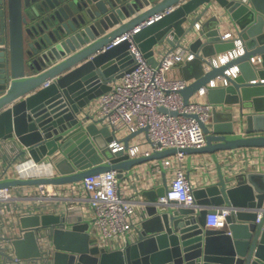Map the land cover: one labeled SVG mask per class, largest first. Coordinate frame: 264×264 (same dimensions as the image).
<instances>
[{"label": "water", "instance_id": "water-1", "mask_svg": "<svg viewBox=\"0 0 264 264\" xmlns=\"http://www.w3.org/2000/svg\"><path fill=\"white\" fill-rule=\"evenodd\" d=\"M172 6L176 8L148 22ZM216 6L220 10L214 11ZM228 20L245 46L243 54L207 72L203 56L182 65L184 76L194 78L181 89L185 101L222 74L231 85L210 88L209 100L241 105L238 115L234 109H215L212 128L200 121L206 144L167 147L130 157L112 151L109 127L83 124V108L135 67L129 38L103 50L115 38L147 22L133 38L148 61L157 65L155 48L165 41L172 47L180 44L197 21L202 29L190 43L193 51L202 50L207 56L236 47L235 38L221 36ZM253 55L261 56L260 63L250 62ZM234 64L241 72L231 78L226 70ZM48 80L50 84L44 85ZM138 132L125 137V144ZM8 138H16L22 153L28 152L36 160L60 150L64 154L57 161L58 175L8 177L0 179V188L61 184L113 169L119 177H128L136 165L178 151L207 153L215 160L218 179L194 189L202 205L199 211L149 203V216L142 221L137 240L115 251L91 245L95 239L86 230L88 222L80 221L72 229L56 228L54 264H264V172L227 175L217 156L223 149L264 147V0H0V140ZM163 178L161 184L142 191L148 201L166 193L168 181ZM220 204L236 210L227 216L226 227H207V214ZM41 221L57 223L60 216L44 213L22 218L26 227ZM16 247L22 256L39 253L33 231H27Z\"/></svg>", "mask_w": 264, "mask_h": 264}, {"label": "built area", "instance_id": "built-area-1", "mask_svg": "<svg viewBox=\"0 0 264 264\" xmlns=\"http://www.w3.org/2000/svg\"><path fill=\"white\" fill-rule=\"evenodd\" d=\"M176 6L155 14L148 22L161 18ZM146 23L127 31L104 47L103 50L109 49L129 38V51L135 57V67L113 80L110 90L97 96L83 108L80 114L83 124L96 122L99 127H109L111 139L108 145L112 151H122L130 157L148 155L167 147H201L206 144V132L200 121L212 128L214 110L231 107V104L225 102H211L208 98L209 90L228 87L231 80L226 75L219 74L201 85L189 100L185 101L181 89L189 85L194 78L170 76L171 71L189 60L203 56L205 59L203 68L207 72L243 54L245 46L232 26L223 29L221 36L224 40L235 38L238 44L236 47L207 56L202 50L193 51L190 43L202 29V23L197 21L195 28L184 35L180 44L172 47L168 41L163 42L161 48L157 50L160 51L162 58L157 65H152L133 38L134 33ZM168 37L173 39V33H169ZM261 60L260 55H253L250 62L255 65ZM226 71L231 78L237 77L241 72L238 64H234ZM50 82L51 80H48L44 85H49ZM161 106L177 110L179 113L162 111ZM193 114H197L198 118ZM136 131L139 132L130 137L129 145L125 144L124 138ZM9 140L12 141L10 142L12 150L8 155L0 152V179L51 177L59 174L57 161L64 154L61 150L36 160L30 153L23 156L28 152L22 153V147L16 138L2 139L0 142L3 141L2 144L7 145ZM2 144L0 146H3ZM254 148L258 149V146L218 150L217 156L224 173L236 175L248 171L254 164L263 162L264 158L259 152H254ZM194 155L196 154L178 151L160 159L148 160L146 163L136 165L128 177H119L118 171L113 169L61 184L43 182L1 187L0 264H54L58 250L54 242V230L72 229L73 225L80 221L88 222L86 230L95 239L91 245L115 251L124 248L128 241L137 240L142 221L149 216L146 212L149 203L166 209L170 206H189L196 212L199 211L202 205L197 202L194 195V189L200 187L199 182L190 175L192 166L197 165L196 159H193ZM143 164H148L147 170L152 176L162 173L168 181L166 193L155 201L143 200L140 195L144 189L161 184L163 177L162 181L151 186L152 178H149V181L145 182L149 186L137 187L132 193L123 189L129 186L126 180L131 176L142 175L140 171L136 172V169ZM25 165L35 168L44 165L48 166V169L37 171L33 168L24 174L22 167ZM214 170L216 172L217 168L214 167ZM127 173L128 170H125L124 174ZM233 210H236V207L227 204L215 206V211L207 214L206 226L226 227L227 216ZM44 213L58 215L60 221L45 224L41 221L27 227L22 224L24 216H42ZM257 220H260V215ZM27 231H33L35 234L39 252L36 255L22 256L17 252L16 242L24 239Z\"/></svg>", "mask_w": 264, "mask_h": 264}, {"label": "crops", "instance_id": "crops-1", "mask_svg": "<svg viewBox=\"0 0 264 264\" xmlns=\"http://www.w3.org/2000/svg\"><path fill=\"white\" fill-rule=\"evenodd\" d=\"M216 7L214 8L215 9L214 11L220 10V9H218L219 7H217V8ZM214 11H213V13H214ZM223 27H224L223 29H229L231 27L229 20L226 22V24ZM160 48H161V45L156 48V52H155V55H156L158 60H160L162 58V55H161L160 51H157ZM178 70L181 73L180 76L181 75L182 76L185 75L184 72L182 71V65H181V67H175L171 71V73L172 74L175 73V72L179 73ZM194 70H195V67L192 68L191 72L194 71ZM230 106L231 107H229V110H231L232 108L234 110H237L236 114L238 115L241 105L238 104V103H235V104H231ZM225 110H227V109H225ZM247 111L249 112V109H246V112ZM236 130H240L239 127H237ZM10 142L12 143V141L9 140L7 145H3L2 144V143H4L3 141L0 142V144L3 145V146H0V152L1 153H5V154L8 155L9 151L12 150ZM253 151L254 152H259L261 154V156L264 158V147H258V149L254 148ZM26 154H29V153H25V154H23V156H25ZM193 159H196V161H197L196 164L197 165L192 166L190 175L192 177H195V178L198 179L200 187H202V185L211 183V182H213V181L218 179L217 171L214 172L215 171L214 167H216V163H215V160L212 159L210 154H207V153L196 154V155L193 156ZM147 169H148V164H143V165L139 166L138 170L136 169V172L140 171L142 175H140V174L137 175V176L135 175L136 177L135 176H131L129 179H127L126 182L128 183L129 186H127L126 188H123L124 191H126L128 193H132V192L136 191L137 187L149 186V185H147L145 183L146 180L149 181V178H152V179H150V181H151L150 182V186L163 180L162 173H158L157 175H153L152 176L150 174V171H148ZM250 171H253V172L254 171L264 172V161L259 163V164H254L253 166H250L248 168V172H250ZM140 196H141V199H143V200L147 199L142 194Z\"/></svg>", "mask_w": 264, "mask_h": 264}, {"label": "bare ground", "instance_id": "bare-ground-1", "mask_svg": "<svg viewBox=\"0 0 264 264\" xmlns=\"http://www.w3.org/2000/svg\"><path fill=\"white\" fill-rule=\"evenodd\" d=\"M35 169V170H37V171H43V170H47L48 169V166H41V167H31V166H28V165H25V166H23L22 167V171H23V173L24 174H26V172H29L30 170H32V169Z\"/></svg>", "mask_w": 264, "mask_h": 264}, {"label": "rangeland", "instance_id": "rangeland-1", "mask_svg": "<svg viewBox=\"0 0 264 264\" xmlns=\"http://www.w3.org/2000/svg\"><path fill=\"white\" fill-rule=\"evenodd\" d=\"M178 72H179V73H176V72H175V73H173V74L171 73V75H170V76H180V74H181V73H180V71H179V70H178Z\"/></svg>", "mask_w": 264, "mask_h": 264}]
</instances>
